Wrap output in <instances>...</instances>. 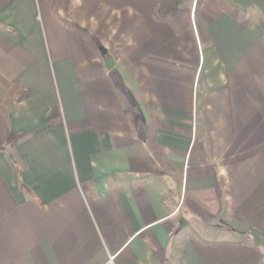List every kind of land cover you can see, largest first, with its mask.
<instances>
[{
    "label": "crops",
    "instance_id": "0c3cea01",
    "mask_svg": "<svg viewBox=\"0 0 264 264\" xmlns=\"http://www.w3.org/2000/svg\"><path fill=\"white\" fill-rule=\"evenodd\" d=\"M162 1L0 0V264H264V18Z\"/></svg>",
    "mask_w": 264,
    "mask_h": 264
},
{
    "label": "trees",
    "instance_id": "16d2710c",
    "mask_svg": "<svg viewBox=\"0 0 264 264\" xmlns=\"http://www.w3.org/2000/svg\"><path fill=\"white\" fill-rule=\"evenodd\" d=\"M181 0H163L157 6V17L161 20L167 21L171 24L176 33H181L191 25V10L187 8H181ZM224 4L225 9L238 20L239 24L243 27H249L252 23L251 18L241 17V13L245 12V9L236 5L232 0L228 4ZM201 5V0H197L196 9ZM264 25V20L262 21ZM57 115V111H54L48 119L47 126L52 124V120ZM37 132H15L9 133L5 146L0 148L5 150L7 147L15 146L21 138L29 135H33ZM28 189V188H27Z\"/></svg>",
    "mask_w": 264,
    "mask_h": 264
},
{
    "label": "water",
    "instance_id": "95a60500",
    "mask_svg": "<svg viewBox=\"0 0 264 264\" xmlns=\"http://www.w3.org/2000/svg\"><path fill=\"white\" fill-rule=\"evenodd\" d=\"M241 8L248 9L251 7L258 8L264 15V0H232Z\"/></svg>",
    "mask_w": 264,
    "mask_h": 264
},
{
    "label": "rangeland",
    "instance_id": "374dc122",
    "mask_svg": "<svg viewBox=\"0 0 264 264\" xmlns=\"http://www.w3.org/2000/svg\"><path fill=\"white\" fill-rule=\"evenodd\" d=\"M203 1L204 0H201V4L203 3ZM221 1H223V3H225V4L230 2V0H221ZM196 4H197V0H196ZM243 16L250 17V18L255 19V20H258V19L260 20V19L264 18L263 17L264 15L262 14V12L256 7H251V8L246 9Z\"/></svg>",
    "mask_w": 264,
    "mask_h": 264
}]
</instances>
